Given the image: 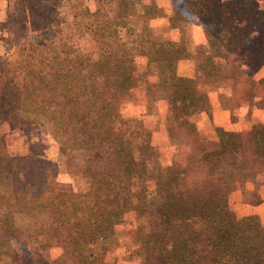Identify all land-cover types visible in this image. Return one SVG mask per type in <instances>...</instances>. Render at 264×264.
Listing matches in <instances>:
<instances>
[{"label":"trees","instance_id":"1","mask_svg":"<svg viewBox=\"0 0 264 264\" xmlns=\"http://www.w3.org/2000/svg\"><path fill=\"white\" fill-rule=\"evenodd\" d=\"M97 1L109 6L115 19L146 22L163 14L170 24L180 27L198 16L206 38L204 57L212 73L216 70L213 76L225 75L219 73L214 57L232 64L240 0H151L148 6H141L140 0ZM51 12V23L58 28L59 12L55 7ZM98 15L99 9L86 12L85 22L74 23L78 39L92 41V52L97 55L93 60L66 55L54 67H46L35 55L34 34H22V46L0 55V121L10 116L47 123L59 140L67 137L71 146L88 157L79 166L87 180L86 191L57 192L53 184L58 165L38 155L12 158L0 135V255L15 264H38L39 253L46 252L51 239L60 241L64 232L70 236L62 245L65 257L74 259V264H104L84 251L79 235L101 236L135 208L141 255L147 264H264V255L241 252L258 236L247 238L234 219H223L229 206L228 190L181 189L186 169L162 166L158 147L143 143L150 131L144 119L122 113V98L129 97L136 84L133 58L153 56L159 62L191 58L188 43L144 36L123 41L114 29L101 24ZM74 45L65 53L77 51ZM97 79L109 84L110 97L100 92ZM150 86L156 88L150 92V102H168L169 128L175 123L192 125L187 116L204 105L195 78L162 75ZM218 137V152H209L210 157L216 155L224 164L229 159L233 162L234 134L219 129ZM149 181L155 183L153 195L147 190ZM146 227L155 231H145ZM57 264L66 263L59 260Z\"/></svg>","mask_w":264,"mask_h":264},{"label":"rangeland","instance_id":"2","mask_svg":"<svg viewBox=\"0 0 264 264\" xmlns=\"http://www.w3.org/2000/svg\"><path fill=\"white\" fill-rule=\"evenodd\" d=\"M150 4L151 0H140L141 6ZM54 7L61 17L58 28L51 23V8ZM108 7L97 0H0V55L7 56L22 46V34H34L35 55L46 67H54L66 55L72 59L84 55L93 60L97 55L92 52V41L78 39L79 29H75L74 23L85 22L86 12L97 9L101 24L114 29L123 41L144 36L154 41L187 42L193 54L191 58L172 62H159L153 56L133 58L136 84L131 95L122 98V113L125 117L141 116L144 119L150 131L144 134L143 143L158 147L162 166L186 169V180L180 185L181 189L193 190L198 186L210 193H215L217 188L228 190L229 206L222 213L223 219H234L247 238L258 236L241 252L264 255V150H260L264 147V0H240L236 8L234 39L237 48L230 56L232 64L213 58L219 66L218 72L225 74L216 78L213 76L216 70L212 73L211 64L204 57L206 38L198 16L182 22L179 27L176 23L170 24L168 15L163 14H156L146 22L134 18L115 19ZM73 43V50L77 51L65 53ZM203 71L206 72L204 77L201 76ZM162 75L196 79L204 105L187 116L191 126L175 123L169 128L167 100L150 102V92L156 90L150 84L158 82ZM96 82L100 92L110 97L109 84L100 79ZM9 118L0 121V135L12 158L38 155L50 160L58 165L53 184L55 191H86L87 180L79 167L80 161L88 158L83 151L71 146L67 137L64 141L59 140L47 123L40 125L22 118ZM219 129L228 130L235 136L237 150L233 152V162L229 159L224 164L216 155H209V152H218ZM147 190L154 194V181L147 182ZM147 230L154 229L146 227ZM140 234L137 209L131 208L120 222L101 236L84 233L78 238L82 240L84 251L92 253L101 263L147 264L141 255ZM61 237L60 241L51 239L52 245L46 252L39 253L38 264H55L59 260L74 264V259L65 257L62 246L70 236L63 232ZM5 256L0 255V264H15Z\"/></svg>","mask_w":264,"mask_h":264}]
</instances>
